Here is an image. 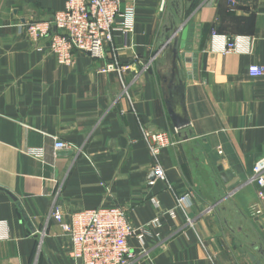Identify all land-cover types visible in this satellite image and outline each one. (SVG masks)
I'll use <instances>...</instances> for the list:
<instances>
[{
  "label": "crops",
  "instance_id": "0c3cea01",
  "mask_svg": "<svg viewBox=\"0 0 264 264\" xmlns=\"http://www.w3.org/2000/svg\"><path fill=\"white\" fill-rule=\"evenodd\" d=\"M66 3L0 0V264H79L54 205L70 215L114 204L137 229L130 264H264L253 252L264 244V199L246 183L264 156V77L249 73L264 64V0H126L106 57L76 52L71 66L26 33ZM179 25L189 26L181 130L167 103L179 100L166 45ZM214 31L251 37L252 53L214 51ZM113 60L122 72L104 73ZM144 127L170 135L159 156L166 179L151 181ZM57 139L70 148L56 149Z\"/></svg>",
  "mask_w": 264,
  "mask_h": 264
},
{
  "label": "built area",
  "instance_id": "2783aa9c",
  "mask_svg": "<svg viewBox=\"0 0 264 264\" xmlns=\"http://www.w3.org/2000/svg\"><path fill=\"white\" fill-rule=\"evenodd\" d=\"M126 0H67L63 11L55 14L53 20L31 21L26 26L27 35L35 42L49 40V49L58 63L71 66L76 52L87 53L94 58L106 57V46L114 41L116 19L121 14V4ZM126 22L120 30L127 36L134 27V8L126 10ZM56 28V32H53ZM212 49L224 54H250L253 39L238 35L228 37L213 32ZM124 68L117 60L109 61L102 69L104 73ZM250 75L264 77V64L249 67ZM144 138L154 157L150 178L166 179V171L160 164L161 150L171 144L167 131H154L144 127ZM56 149H68L70 146L57 139ZM247 184L258 186V195L264 199V156L257 160ZM190 194L177 196V207L185 211ZM260 214L261 210L258 209ZM51 217L56 220L72 242V255L82 264H130L134 257L129 247V239L137 229L130 223L126 208L118 204L85 209L66 215L60 205H54ZM189 222L191 219L189 218ZM5 221L0 238L8 237Z\"/></svg>",
  "mask_w": 264,
  "mask_h": 264
},
{
  "label": "water",
  "instance_id": "95a60500",
  "mask_svg": "<svg viewBox=\"0 0 264 264\" xmlns=\"http://www.w3.org/2000/svg\"><path fill=\"white\" fill-rule=\"evenodd\" d=\"M188 35H189V26L187 25H179L178 27L174 28L172 30L171 35L168 37L166 45L169 46L170 50L173 53V75L171 83L175 85V88L177 90L178 101L177 102H170L167 100V103L169 105V112L170 116L172 118V122L174 126L181 130L185 127H188L190 125V119L187 115L186 109L183 105V97H184V88L185 85L180 79L181 76V66H182V58H181V50L186 49L187 47V41H188ZM186 62H189L190 59H185ZM219 170L222 172V177L225 181L228 180L229 177H232L231 171H223V167L220 166ZM23 217L26 220V222L29 224L32 230H34L30 219L26 215L24 211H22ZM79 264L81 263V260H79Z\"/></svg>",
  "mask_w": 264,
  "mask_h": 264
},
{
  "label": "rangeland",
  "instance_id": "374dc122",
  "mask_svg": "<svg viewBox=\"0 0 264 264\" xmlns=\"http://www.w3.org/2000/svg\"><path fill=\"white\" fill-rule=\"evenodd\" d=\"M253 252L264 261V244L261 241L253 245Z\"/></svg>",
  "mask_w": 264,
  "mask_h": 264
}]
</instances>
